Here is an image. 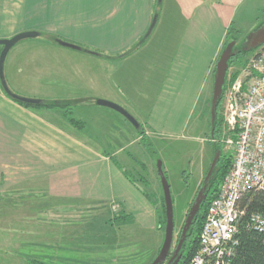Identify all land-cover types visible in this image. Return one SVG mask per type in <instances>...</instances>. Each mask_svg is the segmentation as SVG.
Here are the masks:
<instances>
[{
	"label": "crops",
	"instance_id": "crops-1",
	"mask_svg": "<svg viewBox=\"0 0 264 264\" xmlns=\"http://www.w3.org/2000/svg\"><path fill=\"white\" fill-rule=\"evenodd\" d=\"M44 1L42 11H34L32 7L38 4L36 0H0V30L12 32L2 34L0 38L11 37L21 31L39 30L35 24L38 15L42 16L39 27L43 30L60 29L61 25L54 21L62 20L61 16L67 17L63 18V22H72L68 26L81 31L76 35L79 38L59 37L68 38L72 42L74 40L83 48L111 56L79 50L84 53L80 56L86 57L91 67L95 57L104 61L103 64L108 67L115 64L122 69L119 75L111 72V76H115L119 82L117 85H122H118V94H114L112 101L128 112L130 109L143 112V121L138 122L147 129V135L155 137L178 136L183 133L196 101L206 89L211 69L220 53L236 8L242 2L170 0L177 9V24L182 22V25L171 32L167 53L171 63L158 82L154 96L146 104L148 94L145 95L135 85L134 75L145 60L148 65L152 63L148 48L152 39L156 38L154 33L158 17L143 44L123 57L114 56L127 50L146 32L156 9V0H79L80 7L70 16L65 9L66 0H63L65 6L59 7L53 18L55 20H51L50 8L46 9L45 6L49 1ZM45 35L53 40L48 36L51 34ZM41 70L45 72L42 73L43 81L50 71L46 67ZM161 70L162 66H159L158 75ZM47 93L33 96L49 101L70 100L72 103L79 99L85 100L73 106L89 104L96 98L89 95L66 98ZM100 96L107 98L106 95ZM110 115L115 118L113 114ZM81 131L80 127L68 122L63 108L47 104L24 106L8 96L0 85V207L11 208V223L39 220L32 214L33 206H42L43 210L46 206L47 213H43L45 218L50 217L51 198L56 197L62 200L60 206L65 208L68 205L83 207V204H88L86 201L91 200L96 208L107 205L108 212L118 213L121 210L131 215L133 221L146 224L148 213H152L151 203L113 163V155L93 145L91 138ZM34 196L40 200H33ZM93 217L90 219L96 224ZM100 219L91 230L95 232L94 237L106 241L109 237L101 233L106 231L102 230L104 225L111 223V216ZM93 236H89V239ZM73 245L76 252H85L81 245ZM92 246L88 248L91 254Z\"/></svg>",
	"mask_w": 264,
	"mask_h": 264
},
{
	"label": "rangeland",
	"instance_id": "rangeland-1",
	"mask_svg": "<svg viewBox=\"0 0 264 264\" xmlns=\"http://www.w3.org/2000/svg\"><path fill=\"white\" fill-rule=\"evenodd\" d=\"M48 1L49 3L45 5L46 9L50 8L51 20H55L53 18L59 7L63 8L65 4L63 0ZM67 1L65 9L70 16V14H75L80 7V2L79 0ZM36 2L38 4L32 7L33 10L42 11L45 1L36 0ZM176 12V6L172 1L161 0L158 26L154 33L156 38L152 39L150 48H148V56L152 63L148 65L145 60L143 65H139L138 73L134 75L135 85L143 90L145 95L148 94L146 104H149V98L154 96L158 82L163 78L167 65L171 63V60L168 61L167 58L171 32H175L176 28L182 25V22L177 24L179 21ZM37 17L38 21L35 24L39 30L36 31L58 37L63 35L73 39L79 38L76 35L81 31L74 30V27H70L71 25L68 26L72 22H63V18L67 17L61 16L62 20L54 21L55 24L61 25L57 30L41 29L39 19L42 16ZM232 20L230 37L235 38L233 48H238L246 36L264 21V0H242ZM8 33L12 32L0 30V35ZM43 35L23 38L8 50L4 60V76L8 87L19 92L18 95L29 98H36V95L46 92L48 95L50 93L59 94L66 98L85 95L96 97L89 104L71 106V116L82 122V134L90 137L93 145L112 154L113 158L126 168L138 185L149 193L155 202L152 205V213H148L149 218L145 225L133 221L125 213L123 217L113 219L116 212H108L109 206L107 205L96 208L91 200L86 201L88 204H83V207L68 205L65 208L66 206H60L62 200L53 196L50 204L51 216L45 218L46 206L44 210L42 206H33L32 214L39 220L26 223H11V208L2 206L0 207V264H31L35 260L44 264H149L156 256L164 238V226L158 224L155 210L159 208L161 197L163 198L157 161L162 162V170L170 186L172 197L174 217L170 249L172 251L188 208L197 190L202 186L203 178L213 158L208 127L209 103L212 94L211 75L206 89L196 101L183 133L170 137H155L150 134L148 135L150 144L145 145L137 135L134 126L119 112L97 105L95 102V99L112 101L114 94H118L117 89L122 85H117L119 82L115 76H111V72L114 71V74L119 75L122 69L115 64L108 67L103 64L104 61L95 57H93L95 63L91 67L86 57L80 56L84 54L83 52L62 46L54 40H49L47 35ZM62 39L72 42L68 38ZM72 43L77 42L73 40ZM248 58L249 56L246 59L244 57L240 62L237 61L228 68L225 90L229 89L230 82L233 81L229 82L231 74L234 72L236 75L239 74ZM159 66H162L160 75H158ZM45 67L50 72L42 81V73L45 72L41 69ZM158 76H160L159 80ZM100 95H106L107 98ZM222 104L221 102L223 125L221 140L229 136L223 118ZM129 111L138 121H143L144 116H141L143 112L131 109ZM110 114H113L115 118ZM145 130L148 133L147 129ZM222 151L232 153L231 148L225 142H222ZM32 199L40 200L38 196ZM22 209L24 208H20ZM70 216L74 218H69ZM109 216H111V223L103 222L106 229L102 228L108 233H101L107 234L109 238L102 241L93 236L95 232H92L91 228L96 227L100 218L104 219ZM91 217L95 219L96 224L92 223ZM100 226H103L102 223ZM89 236L93 238L89 239ZM71 243L77 244V247L81 245V249L85 252L83 254L80 251L76 252ZM91 245H94L92 246L93 254L88 249ZM89 257L92 259L89 260Z\"/></svg>",
	"mask_w": 264,
	"mask_h": 264
},
{
	"label": "built area",
	"instance_id": "built-area-1",
	"mask_svg": "<svg viewBox=\"0 0 264 264\" xmlns=\"http://www.w3.org/2000/svg\"><path fill=\"white\" fill-rule=\"evenodd\" d=\"M222 98L223 118L233 162L218 194L206 209L199 231V247L189 264H228L237 243L238 222L264 230V214L248 215L242 200L249 193H264V49L254 51Z\"/></svg>",
	"mask_w": 264,
	"mask_h": 264
},
{
	"label": "trees",
	"instance_id": "trees-1",
	"mask_svg": "<svg viewBox=\"0 0 264 264\" xmlns=\"http://www.w3.org/2000/svg\"><path fill=\"white\" fill-rule=\"evenodd\" d=\"M230 29L231 25L227 28L226 35L224 38V43L222 45L221 51L226 45V43L232 39H235L233 37H230ZM51 39H54L55 37H58L56 35H48ZM149 35L144 37V34L134 43L132 44L125 52H122L114 57H123L126 54H129L133 52L135 49H137L145 40L147 39ZM262 47L264 49V44L257 47L256 49H252L249 51H240L239 53L231 56L228 60V68L235 62H240L244 57L245 59L254 53L258 48ZM220 51V52H221ZM101 56L111 57L110 55H106L103 52H99ZM219 56V55H218ZM247 56V57H246ZM218 57L216 58V60ZM244 59V60H245ZM213 64V67L211 69V78H212V84H213V73L215 69V63ZM228 68L226 70V76L225 81L223 84V90L221 98L217 104L216 108V116L212 128V124L210 121V107H209V121H208V127H209V143L213 150V155L217 150H220V155L216 164V167L214 171L212 172V175L210 177V180L207 185V193L206 198L202 201V203L199 206V210L196 213V216L191 224L190 227V233L187 234L186 239L182 243L181 246V256L176 264H189L192 256L196 253L198 247H199V240L198 235L200 228L202 226L207 206L210 202V200L215 197L218 194V191L220 189L221 182L226 175V173L231 168L232 162H233V154L222 151V141H221V131H222V116H221V102L223 98V93L227 85V72ZM236 76V72L231 74V80H233ZM18 103L23 104L27 107H35L36 105L26 104L20 101H17ZM85 102L83 99L75 100L73 103L70 100H53L51 103L47 104V106H53V107H60L64 109L65 116L68 119V122L73 124L77 127H82L83 124L81 121L74 119L71 116V106L76 103ZM210 104V103H209ZM141 124V123H140ZM137 135L140 137V139L143 140V144L149 145L150 141H148V135L146 133L145 128L141 124V128L139 130H136ZM109 155V154H106ZM113 163L122 171L125 177H127L132 184H134L140 191L144 194V196L148 199V201L151 203V205H154V200L150 196L149 193L143 190L140 185H138L137 181L134 177L126 170V168H123L114 158L111 159ZM243 206H245L246 214L248 215L250 212H258L264 214V193L263 192H255V193H249L246 195L245 198H243L242 203ZM157 218H158V224H162L164 226L165 224V211H164V202L163 198L161 197L159 208L156 209ZM124 211H119L115 214L113 219L123 217ZM126 214V213H125ZM129 217L132 218L131 215L126 214ZM236 245L234 247V252L232 256L229 259L228 264H264V230L259 232L252 228H250L247 225V216H243L240 221L238 222V229L236 232ZM31 264H44L43 262H40L38 260H35L31 262Z\"/></svg>",
	"mask_w": 264,
	"mask_h": 264
},
{
	"label": "water",
	"instance_id": "water-1",
	"mask_svg": "<svg viewBox=\"0 0 264 264\" xmlns=\"http://www.w3.org/2000/svg\"><path fill=\"white\" fill-rule=\"evenodd\" d=\"M160 3H161V0H157L156 9L154 11L151 22L144 34V37L150 34V32L152 31L156 23ZM40 34L41 32L36 31V30H26V31L18 32L8 38H0V45H1L0 85L2 89L4 90V92L8 96L13 98L14 100L20 101L26 104H31V105L49 104L51 103V101L44 100L41 98L24 97V96L18 95L17 93L12 92L8 88V85L4 77V60H5L8 50L16 42H18L19 40L23 38L36 37V36H39ZM53 40L62 46H66V47H69L75 50H81V51L94 54V55H97V54L100 55L96 51L83 48L80 45L66 41L60 37H55ZM234 43H235L234 39L226 43V45L220 52L218 59L216 60V63H215V69L213 73L212 94H211V99H210V121L212 124V128H213V124H214V120L216 116L217 104L222 95L223 84H224L225 76H226V70L228 68V60L231 56L239 53L240 51H249L252 49H256L257 47L264 44V21L257 28H255V30H253L246 36L245 40L240 44L238 48H233ZM95 102L98 105L106 106V107H109L119 112L126 120H128L134 126L136 130H139L141 128V124L138 122V120L134 118V116L130 112H128L125 108H123L119 104L114 103L109 100H105V99H95ZM219 155H220V150H217L213 155V158L208 167V170L203 178L202 186L197 190L195 197L188 208V211L186 213L184 222L182 224L177 242L172 252L170 250L172 239H173V230H174L172 197H171V192H170V186L168 184L165 173L162 170V162L161 160L157 161V171H158L159 181H160V185L162 189L164 211H165L164 238H163V242L156 256L153 258V260L149 264H176L177 261L179 260L181 256L182 243L186 239L187 234H189L191 231L190 227L196 216V213L199 210L200 204L206 198L207 185L212 175V172L214 171L216 167Z\"/></svg>",
	"mask_w": 264,
	"mask_h": 264
},
{
	"label": "flooded vegetation",
	"instance_id": "flooded-vegetation-1",
	"mask_svg": "<svg viewBox=\"0 0 264 264\" xmlns=\"http://www.w3.org/2000/svg\"><path fill=\"white\" fill-rule=\"evenodd\" d=\"M172 252V251H171Z\"/></svg>",
	"mask_w": 264,
	"mask_h": 264
}]
</instances>
